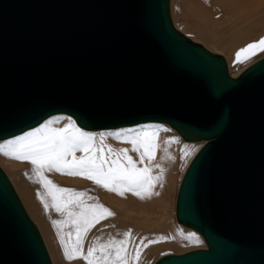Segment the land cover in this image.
Wrapping results in <instances>:
<instances>
[{"label": "water", "instance_id": "water-1", "mask_svg": "<svg viewBox=\"0 0 264 264\" xmlns=\"http://www.w3.org/2000/svg\"><path fill=\"white\" fill-rule=\"evenodd\" d=\"M57 114L82 129L166 123L205 141L176 219L207 247L154 264H264V57L237 77L170 0H0V142ZM0 264H53L0 166Z\"/></svg>", "mask_w": 264, "mask_h": 264}, {"label": "snow or ice", "instance_id": "snow-or-ice-1", "mask_svg": "<svg viewBox=\"0 0 264 264\" xmlns=\"http://www.w3.org/2000/svg\"><path fill=\"white\" fill-rule=\"evenodd\" d=\"M257 52H264V37L240 48L235 54L236 62L243 63ZM63 119L53 117L0 144V152L13 160L31 164L33 175L29 179L39 184L43 190V193L38 192L37 195L45 212L51 209L63 218L53 220L52 223L57 229L66 260L80 258L86 264H133L139 260L142 248L158 241L145 243L146 238H142L139 243H135L131 239V230H128L120 240L110 237L106 243H99L100 238L97 237L85 252L84 240L87 234L101 221L115 216V213L99 203L97 197L89 196L87 191L61 187L49 179L48 174L82 177L121 197L126 192H131L141 200L150 198L153 194L159 195L152 191L154 182H159L160 177L150 175L151 162L155 159L158 148V132H167L169 129L147 125L139 129L93 134L78 127L70 117L64 127H57ZM109 136L116 140H126L139 159H133L128 154V149L115 150L105 144L104 141ZM171 142L165 141L166 144ZM77 152L84 155L77 156ZM145 161L148 162L147 166H138ZM66 225L70 226L67 233L63 231ZM185 238L198 240L195 233H189ZM133 245L134 254L129 251Z\"/></svg>", "mask_w": 264, "mask_h": 264}, {"label": "rangeland", "instance_id": "rangeland-1", "mask_svg": "<svg viewBox=\"0 0 264 264\" xmlns=\"http://www.w3.org/2000/svg\"><path fill=\"white\" fill-rule=\"evenodd\" d=\"M228 1L229 2H227L225 6L222 5L216 6L212 15H210L207 18V20L204 23H202V27L200 28L201 30L198 33L194 32L191 28L189 29L186 27L187 22H189L188 21L189 17L186 18L188 16V11H187V6L185 4V0H171V4H170L171 16L174 25L180 31L185 33L194 41L203 44L210 51L225 56L229 70H231L230 73L236 77L245 68H247L257 60L264 57V52H257L255 55H250V58L246 59L243 63H237L236 55H235L240 48H243L247 44L256 42L260 38L264 37V0H228ZM244 40L247 41L243 44L242 42H244ZM237 42H241V43H239V45L237 44L236 45L237 47L233 46V44ZM58 116L63 117L64 119L61 120V122L56 126L64 127L68 123L67 118L69 117L68 116L65 117L60 114ZM53 117H57V115L52 116L48 119H51ZM48 119H46L45 121H47ZM147 125L160 126L161 128L169 129V131L167 132L165 131L158 132V148H157L158 150L155 153V159L151 162L152 170L150 175H152L153 177H157V176L160 177L159 182H154V188L152 191L154 193H159V195L153 194L151 195V197H153L152 199L146 198L143 200H141L139 197H136V195H134L135 197L130 195L131 201L129 200L128 202L129 204L124 203L125 200L117 202L116 204L117 207L123 211L122 215L119 214L117 216V214H115V216L109 217L108 220L107 219L103 220L104 223L103 221H101L102 224L100 223L96 225L94 228H92L93 231L92 232L90 231L85 238V240L87 241L88 237L90 236V233H93L94 230H96L95 233L97 234L95 235L93 241L97 237L101 238L99 242H107L110 237L115 238L117 240L123 239L124 238L123 232H126L127 230H124L121 234L120 232L122 231V229L121 231L120 230L117 231V229L115 228L112 229L111 224H113V220H115L116 217L117 219L123 218L122 220L125 219V221L126 220L128 221V219H130L131 223L128 221L129 227L127 228H129L128 230H131V234H132L131 239L135 243H139V241L142 238H146L145 243H148V241L151 240L158 241L156 243H149L148 247L142 248V254L139 260L134 261L133 264H154L159 258L167 254H172V253L182 254L191 250L206 247V242L203 236H201L195 230L180 224L176 219V198H177L180 182L192 158L195 156L198 150L203 146L202 142L188 143L187 141L183 140V138L170 126L159 123H153V124L148 123V124H142L131 127H122L113 130H101V131H88L85 129L83 130L91 132L93 134H98V133L123 131L127 129H139ZM11 139L13 138L2 141L0 142V144H4ZM166 140L172 141L171 145L173 147V151L175 152L172 153L171 151L170 154L168 150H166L165 148H164L165 150L163 149L164 147L163 144L165 143ZM104 143L111 146V148L115 150L128 149V154L132 156L133 159L135 160L139 159L138 154L131 151L132 146L129 143H127V141L124 139L116 140L115 138L109 136L105 139ZM163 155L166 156L164 157ZM15 163H17L16 160L6 157L3 155L2 152H0V166L3 168V170L11 180L29 216L37 225L43 237L47 250L49 252L52 263L61 264L60 263L61 259L58 258L57 254L55 253V249L58 245V243L55 242L56 237L54 234H52V232H50L48 229L44 227L34 207L27 200L22 190L21 181L19 179L20 177L19 174L21 169H19L20 167H18ZM146 164L148 165L147 161H145L144 164H138V166L141 167ZM156 165H159V167H156ZM75 178L76 180L73 177V179L75 180L74 182L78 183V177ZM128 193L132 194L131 192ZM121 198L123 199L124 196ZM148 202H150L151 204L155 203L154 206H152L153 209L151 211L153 217L156 216L155 218H157L160 217L162 214L164 215L162 216L163 218L161 220H158V222L155 223L153 222V220L148 221L146 223L142 222L145 224V226H147V228L139 231L137 228L134 227V225L141 224L140 219L142 217L148 216L146 214L147 213L146 208L144 209L142 207L143 204L144 205H146V203L150 204ZM160 204L162 205V207ZM163 210L164 213H162ZM126 217L129 218L126 219ZM155 218L153 219L155 220ZM137 219L140 223H136ZM186 228L195 231L197 233L196 236L198 237V240L186 239L185 237L188 236V233H192V231L186 232L185 231ZM118 232L120 233V235ZM162 238H166V239H162ZM90 243L91 240H89V245ZM129 251L133 252L134 254V245L130 246Z\"/></svg>", "mask_w": 264, "mask_h": 264}, {"label": "bare ground", "instance_id": "bare-ground-1", "mask_svg": "<svg viewBox=\"0 0 264 264\" xmlns=\"http://www.w3.org/2000/svg\"><path fill=\"white\" fill-rule=\"evenodd\" d=\"M227 2H229L228 0H185V4L187 6V11H188V16L186 18H188V21L187 24H186V27L187 28H191L194 32L198 33L200 32V28L202 27V23H204L207 18L212 15V13L214 12L216 6L218 5H222V6H225V4H227ZM170 4H171V0H170ZM171 8V6H170ZM185 10V9H184ZM191 14H190V13ZM185 18V19H186ZM207 23V22H206ZM194 24V25H193ZM178 29V28H177ZM179 30V29H178ZM182 32V31H181ZM185 34V33H184ZM186 35V34H185ZM187 36V35H186ZM189 37V36H188ZM190 38V37H189ZM193 40V39H192ZM194 41V40H193ZM247 41V40H246ZM244 40V42H242L243 44L246 42ZM241 42H237V43H234L233 46H236L237 44L239 45V43ZM241 45V44H240ZM237 47V46H236ZM215 53V52H214ZM225 57V56H224ZM227 61V60H226ZM228 64V63H227ZM229 68V67H228ZM231 71V70H229ZM234 74V73H233ZM232 75V74H231ZM239 75V74H238ZM237 75V76H238ZM233 76V75H232ZM236 76V77H237ZM235 77V76H233ZM59 114H57L58 116ZM62 116H68L70 118H72L73 120H75L72 116L70 115H67V114H60ZM55 116V115H54ZM52 117V116H51ZM50 118V117H49ZM76 121V120H75ZM77 123V122H76ZM148 123H159V122H148ZM148 123H142V124H148ZM42 124V123H41ZM64 124V123H63ZM66 124V123H65ZM142 124H138V125H142ZM159 124H164V125H168L170 126L169 124H166V123H159ZM63 126V125H62ZM79 126V125H78ZM137 126V125H135ZM38 127V126H37ZM61 127V126H59ZM127 127H131V126H127ZM171 127V126H170ZM122 128V127H121ZM172 129H174L173 127H171ZM34 129V128H33ZM32 130V129H31ZM175 130V129H174ZM29 131V130H28ZM176 131V130H175ZM27 132V131H26ZM177 132V131H176ZM178 133V132H177ZM179 134V133H178ZM21 135V134H20ZM180 135V134H179ZM181 136V135H180ZM16 137V136H15ZM182 137V136H181ZM14 138V137H13ZM183 138V137H182ZM8 140V139H7ZM183 140H185L183 138ZM5 141V140H4ZM167 141V140H166ZM186 141V140H185ZM2 142V141H1ZM188 143L191 142H202V144L204 145L206 142L205 141H187ZM164 147L163 149L165 148L166 150L169 151V153L171 154V151L172 153L175 152L173 151V147L171 145V143L169 144H166L164 143L163 144ZM162 146V145H161ZM164 149V150H165ZM158 150V149H157ZM176 150V148H175ZM164 152V151H162ZM177 152V150H176ZM159 154V153H158ZM168 154V153H167ZM176 154V153H175ZM75 155L77 156H81V155H84V153H81V152H77L75 153ZM164 156V155H163ZM166 156V155H165ZM164 156V157H165ZM163 158V157H162ZM165 159V158H164ZM171 159V158H170ZM193 159V158H192ZM18 167H20L19 169H21L20 171V174H19V179L21 181V185H22V190L27 198V200L31 203V205L34 207L35 211L37 212L40 220L42 221L44 227L46 229H48L50 232H52V234L55 235L56 237V241L58 243L56 249H55V253L57 254V257L60 258V263L61 264H86V262L83 260V259H75L73 261H68L64 258V255H63V249L60 245V240H59V237L57 235V229L56 227H54L52 221L53 220H61L63 219L60 214L56 213L54 210H49L48 212H45L44 210V207H43V204L41 203L40 201V198L38 197L37 193L40 192V193H43V190L41 189L40 185L39 184H36L33 182L32 179H29L30 176L33 175L32 173V166L29 162H21V161H17V163H15ZM147 165V164H146ZM146 165H143L141 167H144ZM27 174V175H26ZM48 177L49 179L53 180L55 183H57L58 185H60L61 187H65V188H73V189H76L78 191H87L88 195L89 196H93V197H97L98 198V201L99 203L103 204L105 207H107L108 209H110L112 212H114L115 214H117V216L120 214L122 215L123 211L120 210V208L117 207V202L119 201H124V203L126 204H129V200H130V195L131 196H134L128 192L125 193V196L124 198L122 199L121 196L117 195L116 193L114 192H108L106 191L105 189L103 188H100L98 187L97 185L93 184L91 181L87 180V179H84L82 177H78V183H75L74 181L76 180V178L74 177H70V176H66V175H61V174H58V173H50L48 174ZM80 181V182H79ZM163 183V182H162ZM135 197V196H134ZM137 197V196H136ZM151 199L153 197H150ZM148 198V199H150ZM131 201V200H130ZM150 201V200H149ZM151 202V201H150ZM148 202V203H150ZM154 202V201H153ZM158 202V201H157ZM122 203V202H120ZM131 203V202H130ZM124 204V205H126ZM155 204V203H154ZM154 204H147L146 205H142V207L146 210H147V217H142L140 219V222L141 224H135L134 227L137 228L139 231L142 230V229H146L147 226H145L144 223L148 222V221H152L155 223V222H158V220H161L163 217L164 214H162L160 217H153V215L151 214V211H152V206H154ZM161 205V204H160ZM131 206V205H130ZM162 207V205H161ZM162 209V208H161ZM127 210V208H126ZM129 210V209H128ZM131 211V210H130ZM164 213V210L163 212ZM151 214V215H150ZM159 215V214H158ZM138 216V215H137ZM151 216V218H150ZM133 217V216H132ZM129 218V217H126V219ZM155 218V220L153 219ZM123 218L121 219H116L113 220V224H111V227L112 229H117L121 231L120 232L122 234V232L124 230H127L129 228L128 224L130 222V219H128V221L126 222L125 219L122 220ZM133 219V218H132ZM108 220V219H107ZM135 221V220H134ZM112 222V221H110ZM136 222V221H135ZM137 219V222L136 223H140ZM144 222V223H142ZM104 223V221H103ZM131 223V222H130ZM134 223V222H133ZM102 224V223H101ZM106 225V224H105ZM149 225V224H148ZM164 225V224H163ZM162 225V226H163ZM110 226V225H109ZM132 226V225H131ZM186 227V226H185ZM99 228V227H98ZM189 228V227H188ZM106 229V228H105ZM131 229V228H130ZM168 229V228H167ZM192 229V228H191ZM191 229H185L186 232H189V231H192ZM70 230V226H65L63 231L65 233H67L68 231ZM93 230L91 229V232ZM96 230H94L93 233H90V236L88 237V240H84V250L85 252L87 251V248L89 246L92 245L93 243V239L95 238V235L97 233H95ZM112 231V230H111ZM110 231V232H111ZM197 232V231H196ZM195 231H192V233H195L197 234ZM119 233V232H118ZM119 233V235H120ZM124 233V232H123ZM92 234V235H91ZM189 234V233H188ZM200 234V233H199ZM88 235V234H87ZM201 235V234H200ZM109 236V235H108ZM202 236V235H201ZM103 237V236H102ZM67 238V237H66ZM106 238V237H105ZM104 238V239H105ZM101 239V238H100ZM89 240H91V243L89 245ZM99 243H106V242H99ZM207 247V245H206ZM204 247V248H206ZM176 254V253H175Z\"/></svg>", "mask_w": 264, "mask_h": 264}]
</instances>
